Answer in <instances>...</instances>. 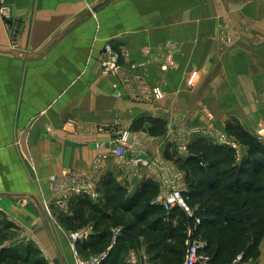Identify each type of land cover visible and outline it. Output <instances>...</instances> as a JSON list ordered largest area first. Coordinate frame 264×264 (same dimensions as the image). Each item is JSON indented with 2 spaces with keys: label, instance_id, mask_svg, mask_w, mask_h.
I'll return each mask as SVG.
<instances>
[{
  "label": "crops",
  "instance_id": "obj_1",
  "mask_svg": "<svg viewBox=\"0 0 264 264\" xmlns=\"http://www.w3.org/2000/svg\"><path fill=\"white\" fill-rule=\"evenodd\" d=\"M171 1H5L25 55L41 50L68 29L38 56L14 53L9 58L3 50L9 46L11 33L0 15V231L22 229L44 249L49 243V226L42 208L58 204L64 185L73 181L97 185L99 177L110 174L128 197L147 180L158 185L159 194L165 189L156 163L135 168L108 157L95 171L93 160L112 143L115 131L127 130L137 139L141 128L135 132L136 125L146 129L149 120L161 119L167 99L180 89L178 70H159L168 44L181 43L180 38L192 30L191 25L177 24L173 18L176 5ZM98 5L102 7L90 11ZM105 42H111L121 55L127 51V57L122 55L125 65L147 66L148 84L166 92L162 102L134 101L121 78L101 72ZM180 46L176 45L173 54L177 64L186 53ZM178 97L173 107L185 102ZM142 145L141 155L146 159L154 149L162 155L167 150L164 137H145ZM198 209L195 206L193 211ZM176 212L179 209L174 207V216L162 220L179 219ZM59 237L70 248L66 232L61 231ZM13 243L8 242V247ZM258 250L254 264H264V237ZM66 260L69 263L73 258L70 255Z\"/></svg>",
  "mask_w": 264,
  "mask_h": 264
},
{
  "label": "rangeland",
  "instance_id": "obj_2",
  "mask_svg": "<svg viewBox=\"0 0 264 264\" xmlns=\"http://www.w3.org/2000/svg\"><path fill=\"white\" fill-rule=\"evenodd\" d=\"M5 1L1 0L0 15L4 18L6 14L9 19L4 18L3 21L7 23L6 27L11 33V39L9 46L3 52H8L10 58L11 54L14 56V53L24 54V52L17 41L18 36H15L14 23L8 24L11 17ZM171 2L176 5L177 14L173 18L177 20V24L191 25L192 30H188L187 36L180 38L181 43L176 41L168 44L169 52L160 64L159 70L164 73L178 70L180 89L178 91L176 89L173 97L167 99L166 107L163 108L165 113H162L164 115L159 119L160 127L156 128L159 133L151 135L148 127L143 129V126L136 125L133 130L137 132L138 128H141L138 131L141 134L134 139L131 137V132L126 130L130 136V149H132L129 155L144 158L141 154L145 137H164L169 152L175 153L178 159H184L186 156L184 146L187 147L186 145L193 140L203 138L207 142L233 148L238 155L237 159H242L247 154V148L228 135L224 125L227 120L234 118L264 143V0H173ZM101 7L102 5L94 6L90 11L95 12ZM179 35L181 36L182 32ZM106 43L111 44L113 51L119 57V71L133 77L137 73L141 74L143 84L149 90L158 89L163 94L162 99L152 98L145 101L162 102L166 92L161 86L148 84L145 78L147 66L139 68L138 62L125 65L122 62V55L127 57V51L121 55L111 42ZM180 44L186 48V53L184 52L182 60L177 64L173 54L176 45L180 48ZM102 55L104 58L103 51ZM166 62L172 64L163 70L162 67ZM132 65H135L134 70L131 69ZM136 83L140 84L138 81ZM136 83L132 86L137 89ZM133 90L135 93V89ZM178 94L180 97L177 96ZM176 97L185 102L173 107L172 102ZM132 100L138 101L136 98ZM232 144L236 146L232 147ZM147 160L157 164L162 172V182H168L176 176L175 179L179 180V184L187 189L185 173L174 161L164 159L157 149H154L150 159ZM96 186L95 183L93 188ZM63 191L64 196L58 204L55 202L44 204L42 208L49 226V243L44 249L39 248L31 240L30 235L22 229L0 231V249L14 251L27 247L29 254L22 264H72L74 260L65 262L70 255L73 258V251L70 242L68 248L67 244L59 239L61 231L64 233L77 231L90 225L93 228V235L89 240L103 232L101 245L87 246L80 251L79 255L89 257L95 255L99 248L114 246L111 243L112 231L115 228L122 229L132 224L134 229L131 234L123 239L120 238L116 246L111 248L112 255L107 264H166L165 259L167 263H171L172 259L173 261L178 259L180 255L178 250L183 249L186 239L183 230L193 226L192 221L186 218L183 220L181 232L172 236L179 224L178 219H172L171 222L157 227L143 221L129 222L132 217L121 213H116L108 223L98 224L97 229L95 228L97 221L91 217L84 225H67L63 223V217L68 213L66 204L75 194L69 195ZM10 241L14 243L8 247ZM169 254L172 256L171 259L167 257ZM255 259L256 257H252L250 261L254 264Z\"/></svg>",
  "mask_w": 264,
  "mask_h": 264
},
{
  "label": "trees",
  "instance_id": "obj_3",
  "mask_svg": "<svg viewBox=\"0 0 264 264\" xmlns=\"http://www.w3.org/2000/svg\"><path fill=\"white\" fill-rule=\"evenodd\" d=\"M159 122L154 118L149 120L151 135L159 133L156 129L160 127ZM224 129L238 144L247 148V154L241 161L237 159L233 148L213 144L203 138L186 145L184 159L176 158L175 153L171 154L168 149L163 154L167 161H174L185 173V202L191 208H199L188 218L184 217L183 210L176 207L179 209L176 212L180 216L179 224L171 235L181 232L184 219L194 223L193 218H198L200 224L197 234L206 242L203 251L210 256V264H230L238 254H243L245 259L257 257L264 237V143L234 118L226 121ZM158 190L156 183L147 180L132 197H128L127 190L115 178L110 174L103 175L94 189V199L79 194L68 200V213L64 215L63 223L84 225L91 217L96 219L97 229L98 224L108 223L116 213H121L133 218L129 222L143 221L162 226L172 220L162 219L171 218L174 214L173 208L165 211L158 205H151V201L159 194ZM149 218L154 221H147ZM133 229L134 225H126L116 237L114 246L111 245L115 247L117 241L130 235ZM103 234L100 232L94 238L80 243L78 252L87 246L101 245ZM181 242L183 244V240ZM111 248L102 264H107L111 258ZM107 249L99 248L96 253ZM184 250L185 245L181 251L178 250V259H172L171 263L165 259L166 264H181ZM28 252L27 247L14 251L0 249V264H22ZM167 257L171 259L172 256L169 254Z\"/></svg>",
  "mask_w": 264,
  "mask_h": 264
},
{
  "label": "built area",
  "instance_id": "obj_4",
  "mask_svg": "<svg viewBox=\"0 0 264 264\" xmlns=\"http://www.w3.org/2000/svg\"><path fill=\"white\" fill-rule=\"evenodd\" d=\"M4 18H7V15L4 14ZM104 58L101 61L100 68L103 74L112 75L114 77L121 78L124 86L126 87L128 95L131 98H136V100H146V99H162L163 94L160 90L154 89L149 90L147 86L143 84V78L141 74H136L134 77L130 75H126L123 72L119 71L118 61L119 57L115 54L112 49L110 43H106L103 48ZM172 62L163 65L162 69L166 70L167 66H171ZM139 68L143 67V65H137ZM131 69H135V65L131 66ZM140 84H137L136 82ZM192 80L190 81L191 84ZM133 83H136L138 88L136 89L132 86ZM135 89V93L134 90ZM152 91V92H151ZM103 131L102 129H100ZM225 142V141H224ZM235 147V144L231 145ZM130 136L126 130L123 131H115L113 134V140L108 147L104 148L102 152H100L93 160V169L96 171L102 166V162L105 161L108 157H113L116 159L117 163L121 165L126 163L135 168H139L141 166L149 167L150 165H154L151 160H145L142 157H138L137 155H129L130 149ZM183 150L186 152V147L184 146ZM178 177V176H177ZM176 178V176H175ZM175 178L170 179V181L166 182L165 189L161 194L157 195L155 199L151 201V205H158L162 207L165 211H171L174 207H179L185 214L189 217L193 216V209L188 206L183 197V187L179 184V180ZM180 179V178H179ZM50 180L55 182V178L51 177ZM93 183H77V181H73L69 184L64 185L63 192L74 193L75 195L86 194L94 198L96 196L93 188ZM193 226L186 227L184 229L185 234V250L181 264H210V256L203 251L206 246V242L203 238H201L197 234V228L200 224L198 218H193ZM121 229L115 228L112 231V244L116 241V237L120 234ZM93 235V228L90 225H87L84 228H81L77 231H66V238L69 240L72 246V255L74 264H102V262L108 257V251L111 247H109L106 251L96 253V255H91L89 257H83L79 255L77 246L80 243L88 241L90 236ZM134 264V263H133ZM230 264H253L249 259H245L243 254H238L234 257L233 261Z\"/></svg>",
  "mask_w": 264,
  "mask_h": 264
},
{
  "label": "water",
  "instance_id": "obj_5",
  "mask_svg": "<svg viewBox=\"0 0 264 264\" xmlns=\"http://www.w3.org/2000/svg\"><path fill=\"white\" fill-rule=\"evenodd\" d=\"M79 19H82V17L81 18H79ZM78 19V20H79ZM78 20H76L74 23H76ZM73 23V24H74ZM8 24H12V22H8ZM68 28H65L64 30H62L61 32H59V34L58 35H56L55 37H53L50 41H48V43L41 49V50H39V51H37V52H35V53H33V54H29V55H25V54H21V53H17V56H20V57H25V58H29V57H32V56H36V55H38V54H40L41 52H43L44 51V49L46 48V47H48L50 44H52V42L57 38V37H59V35L61 34V33H63L65 30H67Z\"/></svg>",
  "mask_w": 264,
  "mask_h": 264
}]
</instances>
